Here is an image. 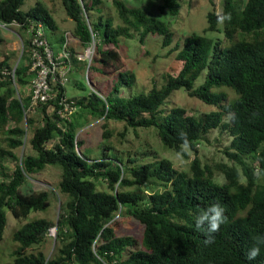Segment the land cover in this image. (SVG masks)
I'll use <instances>...</instances> for the list:
<instances>
[{
  "label": "trees",
  "instance_id": "obj_1",
  "mask_svg": "<svg viewBox=\"0 0 264 264\" xmlns=\"http://www.w3.org/2000/svg\"><path fill=\"white\" fill-rule=\"evenodd\" d=\"M58 1L73 23L70 35L80 50L94 40L86 69L90 90L85 97L66 98L64 86L52 83L53 98L31 107L30 94L18 91L31 77L29 40L22 42L20 65L11 67L7 56L0 61V241L7 214L20 224L10 234L11 264H264V245L255 260L246 259L253 238L264 235V184L253 175L257 167L264 170V0H218V10L205 14L200 33L176 42L163 21L121 0H109L118 25L101 15L102 0ZM184 1L191 0H160L159 11L176 16ZM205 1L215 6L214 0ZM23 2L0 0V25L27 31L39 23L44 34L49 30L54 36L55 24L45 6L35 0L22 11ZM221 9L231 20L218 27ZM135 33L140 45L149 35L159 37L161 48L173 43L168 53H174L176 67L163 76L161 87L127 95L135 77L117 49ZM68 51L72 68L85 69L76 52ZM91 72L110 79L105 94L90 83ZM222 88L234 97L228 100ZM176 90L212 110L188 115L180 107H166ZM61 98L86 123L102 120L103 129L109 121L121 123L124 130L152 128L159 145L173 153L180 150L181 131L186 132L193 154L188 170L174 169L150 148L119 151L104 145L97 155H87L83 141L76 139L79 120L56 114ZM229 113L234 120L227 119ZM211 134L228 139L222 154L230 165L210 168L200 161L195 147L209 144ZM101 135L106 139L109 133L103 130ZM24 137L31 154L18 159L14 150ZM47 166L60 171L56 191L62 200L54 222L30 217L46 212L49 192L22 190L26 177ZM214 173L223 176L222 183L214 181ZM216 202L228 219L214 242L206 243V233L196 229L194 218ZM117 216L135 222L139 235H117ZM50 229L54 249L46 257L42 245Z\"/></svg>",
  "mask_w": 264,
  "mask_h": 264
},
{
  "label": "rangeland",
  "instance_id": "obj_2",
  "mask_svg": "<svg viewBox=\"0 0 264 264\" xmlns=\"http://www.w3.org/2000/svg\"><path fill=\"white\" fill-rule=\"evenodd\" d=\"M35 0H24L21 10L33 6ZM101 15L112 19L113 25H118L116 13L110 4L109 0H102ZM126 6L141 9L148 16H152L163 21L168 28H170L173 41L182 40L184 37L191 33L198 34L205 28V14L214 10H218L217 1L214 0L215 6H210L205 0H191L179 4L178 13L176 16H170L166 11H159L160 0H121ZM40 4L50 13L54 21L55 28L53 34L61 35L62 31H71L73 23L69 20L59 3L58 0H38ZM220 27V24L218 25ZM51 32L45 31L46 38L49 40ZM210 38L222 39V35L218 33H208ZM28 39V32L19 29L15 25L6 27L0 26V61L4 56L9 57L8 63L11 67L20 65L19 55L22 50V42ZM173 43L170 45L172 46ZM68 46L75 49L78 53L80 47L75 40H70ZM160 47V39L155 35H149L145 38L143 45L138 43V36L136 33L133 37L126 41H121L117 49L121 57L126 61V70L132 72L135 77L134 85L127 91V95H137L140 93H147L152 87L159 88L163 84V76L171 74L175 69L173 61L174 53H168L169 48ZM63 71V70H59ZM68 79L64 85V94L66 98H81L87 96L90 88L86 77L88 72L86 69L77 70L71 68V72L66 73ZM29 84L18 88V91L27 96L30 94V80ZM70 80V81H69ZM72 81L77 82L73 85ZM110 79L107 76L100 75L96 72H91L90 83L94 88L98 89L101 93L105 94L108 90V82ZM196 84V82H195ZM221 92L227 94V99L231 100L234 95L228 89L222 88ZM122 96H126V92H121ZM166 107H180L185 110L188 115H198L202 112L212 110L210 107L201 104L195 99L188 98L182 90L174 91L165 103ZM34 112H28L27 116H33ZM71 120H79L81 124L76 133V139L82 140L84 143V151L87 155L95 156L100 153V147L110 145L114 149L122 150H143L152 149L161 158L168 160L172 167L176 170L186 172L188 170L189 162L192 159L191 155L177 160L175 153L163 149L158 141L154 129H130L124 130L123 125L118 122L109 121L106 123V128H102V120H96L86 123L81 117H77L76 111L73 110ZM24 123H21L23 126ZM103 130H107L109 135L106 139H102ZM23 144L14 150V154L18 159H23L25 155L31 154V150L27 144V137H24ZM228 144V139L225 137H218L216 134H211L209 137V144H199L195 148L197 156L202 163H205L213 168L215 164L230 165L222 154V149ZM118 147V148H117ZM239 170V168H238ZM59 169L55 166H47L43 171L32 174L26 177L25 184L22 188L24 192L31 191H48L50 206L44 213H35L30 217L45 218L54 222L59 214V205L62 196L56 191V183L59 179ZM213 179L216 183L223 182V176L219 173H214ZM239 181L243 182L244 179L239 175ZM258 184H264V180L257 179ZM100 187H104V182H99ZM114 230L117 235H133L138 236L140 228L138 225L129 218L115 217ZM19 222L14 220L9 214L6 215V227L0 241V264H11L10 252L14 247V243L10 240V234L13 230L19 227ZM53 236L54 231L50 230L42 245V251L48 257L53 249Z\"/></svg>",
  "mask_w": 264,
  "mask_h": 264
},
{
  "label": "built area",
  "instance_id": "obj_3",
  "mask_svg": "<svg viewBox=\"0 0 264 264\" xmlns=\"http://www.w3.org/2000/svg\"><path fill=\"white\" fill-rule=\"evenodd\" d=\"M0 26L6 27L4 25ZM27 32L30 54L29 71L32 74L29 101L32 107L37 104H45L53 98L50 84L58 83L60 86H64L67 82L68 79L65 75L71 72L72 68L69 60L68 42L73 38L70 33H63L62 42L58 50L54 52L48 44L43 28L39 23L29 26ZM93 53L94 40L92 39L89 43L84 45L80 52L74 54V57L85 62V69H87ZM59 70L63 71L61 72ZM65 99L66 98H61L57 103L59 108L56 114L61 119H67L71 116L73 110L75 111L74 107L67 103Z\"/></svg>",
  "mask_w": 264,
  "mask_h": 264
},
{
  "label": "clouds",
  "instance_id": "obj_4",
  "mask_svg": "<svg viewBox=\"0 0 264 264\" xmlns=\"http://www.w3.org/2000/svg\"><path fill=\"white\" fill-rule=\"evenodd\" d=\"M217 23L223 24L231 20V14L225 13L223 9L216 13ZM227 119L234 120L235 114L229 113ZM180 139L182 141L180 150L175 153L177 160H183L185 155H191V141L186 132L181 131ZM253 175L256 179L264 178V170L259 167L255 168ZM224 207L216 202L207 206L200 214L194 218L195 227L197 230H204L206 233V243H212L215 239V233L219 232L221 225L227 222ZM264 245V235H257L253 238V244L246 252V259L249 261L255 260L261 253V246Z\"/></svg>",
  "mask_w": 264,
  "mask_h": 264
},
{
  "label": "crops",
  "instance_id": "obj_5",
  "mask_svg": "<svg viewBox=\"0 0 264 264\" xmlns=\"http://www.w3.org/2000/svg\"><path fill=\"white\" fill-rule=\"evenodd\" d=\"M63 33H69V31H66V30L62 31L61 35H59V34H55L54 36L50 35L49 42H50L51 48L53 49L54 52H56L58 50V48H59V45H60L61 40H62V34ZM72 40H74V39H72ZM73 51H74V53L77 52L75 49Z\"/></svg>",
  "mask_w": 264,
  "mask_h": 264
}]
</instances>
